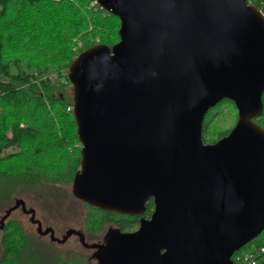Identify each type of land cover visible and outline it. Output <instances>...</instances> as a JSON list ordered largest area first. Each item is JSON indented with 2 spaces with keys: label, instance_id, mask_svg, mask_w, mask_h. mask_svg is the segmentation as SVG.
Returning <instances> with one entry per match:
<instances>
[{
  "label": "water",
  "instance_id": "95a60500",
  "mask_svg": "<svg viewBox=\"0 0 264 264\" xmlns=\"http://www.w3.org/2000/svg\"><path fill=\"white\" fill-rule=\"evenodd\" d=\"M95 2L120 19V39L68 68L81 144L72 194L130 217L154 201L137 230L91 246L96 264H235L264 230V14L247 0ZM223 99L237 122L206 144L205 116Z\"/></svg>",
  "mask_w": 264,
  "mask_h": 264
},
{
  "label": "trees",
  "instance_id": "16d2710c",
  "mask_svg": "<svg viewBox=\"0 0 264 264\" xmlns=\"http://www.w3.org/2000/svg\"><path fill=\"white\" fill-rule=\"evenodd\" d=\"M247 2L264 13V0ZM119 29L120 19L102 9L95 0H0V212L4 211L3 216L10 209L13 212L25 194L44 195L45 201L48 198L59 203L67 197L75 198L63 187L72 186L81 166V144L73 112L69 110L73 106V88L67 77L68 68L78 53L93 46L92 39L113 46L120 39ZM80 42L83 46H79ZM262 100L264 104V93ZM237 119L235 103L223 99L205 116L203 141L212 144L227 136ZM256 122L264 128V108ZM82 204L86 240L88 236L102 240L107 229L131 232L139 226L137 216ZM153 209L151 198L144 216H151ZM38 235L30 237L20 221L10 215L0 232V264L95 261L93 256L62 249L54 240ZM261 247H264V230L236 251L232 259L235 264H248L246 255L256 254Z\"/></svg>",
  "mask_w": 264,
  "mask_h": 264
},
{
  "label": "rangeland",
  "instance_id": "374dc122",
  "mask_svg": "<svg viewBox=\"0 0 264 264\" xmlns=\"http://www.w3.org/2000/svg\"><path fill=\"white\" fill-rule=\"evenodd\" d=\"M63 187L65 188L66 193L72 192L71 185H63ZM37 191L39 194L44 193L42 190ZM43 197L44 195L38 196L37 194H25L23 200H25L27 210H35V219L41 221L44 229L52 228L55 231V237L58 239H63L71 229L83 232L85 208L81 202L75 198L67 197L63 202L59 203L48 198H46L45 201ZM3 212H0V219L3 216ZM11 217L20 221L30 237H33L34 235L39 236L37 227L31 220L30 213H25L22 207L16 208L12 212ZM44 239L50 241L51 237L50 235H44ZM86 241L87 243L92 244L96 239L88 236ZM56 243L62 249L75 250L83 255L93 256L94 253V249L87 248L76 234L69 235L64 241ZM91 264H96V260Z\"/></svg>",
  "mask_w": 264,
  "mask_h": 264
},
{
  "label": "flooded vegetation",
  "instance_id": "af4514ba",
  "mask_svg": "<svg viewBox=\"0 0 264 264\" xmlns=\"http://www.w3.org/2000/svg\"><path fill=\"white\" fill-rule=\"evenodd\" d=\"M23 208V211L25 212V213H30V215H31V220H32V222L36 225V227H37V230H38V228H39V224L41 223V221L40 220H38V219H35V216L33 217V215H32V213H33V210L34 209H32V210H27L26 209V206H25V208L23 207V204H21L20 205V208ZM35 211V210H34ZM143 217H147V216H144V214H143V216H141V217H138L139 218V222H140V219L141 218H143ZM150 216H148L147 218H149ZM3 219V217L0 219V232H1V230H3V228H4V225L3 224H5V221L6 220H4V223H2V220ZM37 221H40V223L39 222H37ZM3 225V226H2ZM41 226H42V231H48V233L46 232V234H45V236L47 235H50V237H51V239H53L55 242H61V241H64L65 239H66V237L67 236H69V235H73V234H76L78 237H79V239L81 240V238H83L84 239V242H82V240H81V242L87 247V248H92V249H94V252L96 251V249H95V247L93 248V247H91V246H97V245H100V244H102L103 242H104V237H105V235L108 233V232H111V233H113V232H116V230L115 229H107L106 230V232L104 233V235H103V237H102V240H96L94 243H92V244H89V243H87V241H86V237H85V235H84V233L83 232H81V231H79V230H75V229H71V230H69L68 232H67V235L66 236H64V238L63 239H58L57 237H55V231H54V236L52 237V235H51V229L52 228H46V229H44V227H43V225H42V223H41ZM138 228H139V226H138ZM138 228H136L135 230H137ZM134 230V231H135ZM132 232V231H131ZM99 241V242H98Z\"/></svg>",
  "mask_w": 264,
  "mask_h": 264
},
{
  "label": "built area",
  "instance_id": "2783aa9c",
  "mask_svg": "<svg viewBox=\"0 0 264 264\" xmlns=\"http://www.w3.org/2000/svg\"><path fill=\"white\" fill-rule=\"evenodd\" d=\"M262 12V11H261ZM263 13V12H262ZM264 14V13H263ZM100 40L99 39H92L91 43L93 45L99 44ZM79 46H83V44L80 42ZM76 50V49H75ZM71 84V83H70ZM72 86V85H71ZM69 110L73 112V106L69 107ZM246 259L248 260V264H264V247H261L260 249L257 250L256 254L253 253H248L246 255Z\"/></svg>",
  "mask_w": 264,
  "mask_h": 264
}]
</instances>
